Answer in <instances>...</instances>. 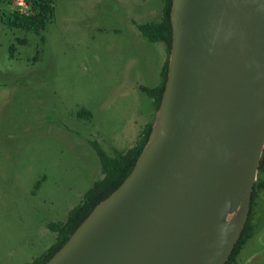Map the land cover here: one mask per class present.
<instances>
[{
  "label": "water",
  "instance_id": "obj_1",
  "mask_svg": "<svg viewBox=\"0 0 264 264\" xmlns=\"http://www.w3.org/2000/svg\"><path fill=\"white\" fill-rule=\"evenodd\" d=\"M171 22L143 151L45 264H224L240 238L264 152V0H173Z\"/></svg>",
  "mask_w": 264,
  "mask_h": 264
},
{
  "label": "rangeland",
  "instance_id": "obj_2",
  "mask_svg": "<svg viewBox=\"0 0 264 264\" xmlns=\"http://www.w3.org/2000/svg\"><path fill=\"white\" fill-rule=\"evenodd\" d=\"M53 1L37 34L2 20L26 0H0V264H28L56 241L51 224L104 177L98 148L116 157L136 145L157 118L141 87L161 83L170 56L137 26L161 21L165 0ZM252 219L241 264L260 243L264 188Z\"/></svg>",
  "mask_w": 264,
  "mask_h": 264
},
{
  "label": "trees",
  "instance_id": "obj_3",
  "mask_svg": "<svg viewBox=\"0 0 264 264\" xmlns=\"http://www.w3.org/2000/svg\"><path fill=\"white\" fill-rule=\"evenodd\" d=\"M26 4L30 7L28 11L15 10L5 13L2 20L11 28H19L28 31H34L37 34H42L47 29L48 24L52 20L55 11V3L53 0H26ZM173 0H165L163 8V18L161 21H152L147 23L137 24L139 30L150 41L164 42L169 54L171 55L173 43V28L171 22V10ZM21 43H26V40L20 39ZM42 41L45 37L42 36ZM15 45H11V56L15 51ZM170 56L165 63L161 75V83L156 87H148L143 85L141 89L154 99L156 106V113L160 107L162 96L165 90L168 70H169ZM154 122H150L144 129L143 135L140 140L128 149L126 152H120L118 156L113 157L108 155L104 150L98 148V154L102 161L104 177L97 180L93 186L85 193L81 203L73 207L65 221L56 222L51 224V229L57 233L56 241L41 255L34 258L28 264H45L70 238L78 226L85 220L91 213L94 207L102 200L107 198L113 193L127 178L133 170L137 159L143 151L150 133L152 131ZM264 152L262 162L259 167L257 180L255 182L251 206L248 219L245 227L238 239L235 247L230 254L228 260L224 264H239V255L247 242L253 236L256 230V225L253 223L252 215L254 204L258 197L259 191L264 188Z\"/></svg>",
  "mask_w": 264,
  "mask_h": 264
},
{
  "label": "crops",
  "instance_id": "obj_4",
  "mask_svg": "<svg viewBox=\"0 0 264 264\" xmlns=\"http://www.w3.org/2000/svg\"><path fill=\"white\" fill-rule=\"evenodd\" d=\"M256 234H257V230H255V233L253 234V236L250 238V239H253L255 236H256ZM258 241L260 242V243H258V245H257V243H256V245H254L253 246V248H254V251L252 252L251 251V254H250V257H249V260L245 263V264H264V259H260V256L261 255H264V229H262V232L260 233V235H259V237H258ZM54 243V242H53ZM52 243V244H53ZM51 244V245H52ZM247 244H248V242H247ZM247 244H246V246H247ZM50 245V246H51ZM49 246V247H50ZM246 246L243 248V250L241 251V253H240V255H239V258H241V255L244 253V251H245V248H246ZM48 247V248H49ZM47 248V249H48ZM46 249V250H47ZM45 250V251H46ZM44 253V252H43ZM240 261H239V264H241V259H239Z\"/></svg>",
  "mask_w": 264,
  "mask_h": 264
},
{
  "label": "bare ground",
  "instance_id": "obj_5",
  "mask_svg": "<svg viewBox=\"0 0 264 264\" xmlns=\"http://www.w3.org/2000/svg\"><path fill=\"white\" fill-rule=\"evenodd\" d=\"M229 218H231V215H230V217Z\"/></svg>",
  "mask_w": 264,
  "mask_h": 264
},
{
  "label": "built area",
  "instance_id": "obj_6",
  "mask_svg": "<svg viewBox=\"0 0 264 264\" xmlns=\"http://www.w3.org/2000/svg\"><path fill=\"white\" fill-rule=\"evenodd\" d=\"M22 11V10H21Z\"/></svg>",
  "mask_w": 264,
  "mask_h": 264
}]
</instances>
